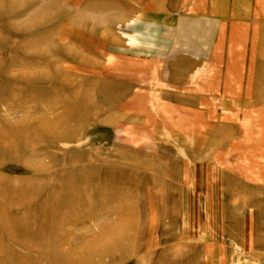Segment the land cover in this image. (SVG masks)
Here are the masks:
<instances>
[{
    "label": "rangeland",
    "instance_id": "1",
    "mask_svg": "<svg viewBox=\"0 0 264 264\" xmlns=\"http://www.w3.org/2000/svg\"><path fill=\"white\" fill-rule=\"evenodd\" d=\"M222 4L0 0V264H264V0Z\"/></svg>",
    "mask_w": 264,
    "mask_h": 264
},
{
    "label": "crops",
    "instance_id": "2",
    "mask_svg": "<svg viewBox=\"0 0 264 264\" xmlns=\"http://www.w3.org/2000/svg\"><path fill=\"white\" fill-rule=\"evenodd\" d=\"M225 2H226V0H222V6L224 7L226 4H225ZM240 5L238 4V5H235L234 6V8L236 9V7L238 8ZM215 5L214 4H212L211 3V8H210V10H209V13H212V14H214V13H216V14H218L219 12L218 11H216L215 10ZM234 8L232 7L231 8V10H234ZM192 12L194 13L195 12V10L193 11L192 10ZM232 12H234L235 13V11H232ZM197 13H200V12H197ZM220 15H221V17L220 18H223L222 16H224V14H221V13H219ZM240 14V13H239ZM212 17H215V15L214 16H212ZM234 17V16H233ZM238 16L236 15V13H235V17L234 18H237ZM216 18H218V17H216ZM192 18H189V20H186L187 21V23L189 22V21H194V24L197 22V20L195 21V19H193V20H191ZM243 18H241V20H242ZM246 19V18H245ZM245 23V22H244ZM189 25V24H188ZM243 28L244 27H242V26H240V29L241 30H243ZM192 30H194V29H192ZM198 30V29H197ZM197 30H194L193 32V37H196L197 35H198V31ZM196 31V32H195ZM255 37V36H254ZM230 44H232V43H230Z\"/></svg>",
    "mask_w": 264,
    "mask_h": 264
},
{
    "label": "bare ground",
    "instance_id": "3",
    "mask_svg": "<svg viewBox=\"0 0 264 264\" xmlns=\"http://www.w3.org/2000/svg\"><path fill=\"white\" fill-rule=\"evenodd\" d=\"M55 124H58L57 122H54Z\"/></svg>",
    "mask_w": 264,
    "mask_h": 264
}]
</instances>
